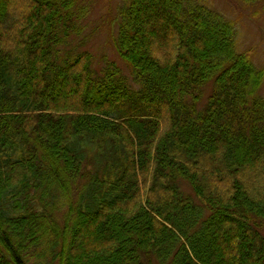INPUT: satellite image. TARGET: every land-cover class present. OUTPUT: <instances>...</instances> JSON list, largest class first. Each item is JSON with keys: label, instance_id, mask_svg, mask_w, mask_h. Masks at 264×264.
<instances>
[{"label": "trees", "instance_id": "obj_1", "mask_svg": "<svg viewBox=\"0 0 264 264\" xmlns=\"http://www.w3.org/2000/svg\"><path fill=\"white\" fill-rule=\"evenodd\" d=\"M85 15L0 0V264H264V67L235 22L121 0L125 64L97 67Z\"/></svg>", "mask_w": 264, "mask_h": 264}, {"label": "rangeland", "instance_id": "obj_2", "mask_svg": "<svg viewBox=\"0 0 264 264\" xmlns=\"http://www.w3.org/2000/svg\"><path fill=\"white\" fill-rule=\"evenodd\" d=\"M79 1L86 7V15L79 21L83 31L77 36L72 35L69 45L78 50H89L93 56L94 66L99 67L104 59L125 64L115 53L111 43L117 31L121 0ZM201 1L235 22L238 47L248 48L256 66L264 67V6L247 4L238 0ZM260 93L264 96V81ZM262 222H264L263 219Z\"/></svg>", "mask_w": 264, "mask_h": 264}]
</instances>
